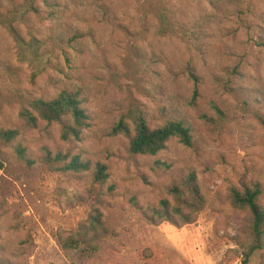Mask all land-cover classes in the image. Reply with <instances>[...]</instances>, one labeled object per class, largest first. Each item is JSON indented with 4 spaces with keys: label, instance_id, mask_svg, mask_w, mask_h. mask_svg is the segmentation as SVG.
<instances>
[{
    "label": "rangeland",
    "instance_id": "1",
    "mask_svg": "<svg viewBox=\"0 0 264 264\" xmlns=\"http://www.w3.org/2000/svg\"><path fill=\"white\" fill-rule=\"evenodd\" d=\"M55 1L57 18L18 23L48 53L40 72L0 26V133L17 131L0 138V264H241L250 218L229 204L232 188L258 183L264 208V0ZM62 90L88 114L78 138L20 115ZM134 109L151 127L184 121L191 144L132 154L118 125L132 131ZM73 157L89 168H64ZM190 174L206 201L194 222L149 223L142 213ZM93 216L99 249H63L58 235ZM248 264H264V249Z\"/></svg>",
    "mask_w": 264,
    "mask_h": 264
},
{
    "label": "trees",
    "instance_id": "2",
    "mask_svg": "<svg viewBox=\"0 0 264 264\" xmlns=\"http://www.w3.org/2000/svg\"><path fill=\"white\" fill-rule=\"evenodd\" d=\"M40 4L49 9H42ZM57 4L55 0H21V2L7 0L6 3L0 0V26L16 41L18 60L31 63L37 72L48 66L50 62L48 53L42 50V42L37 37L30 36L28 41L24 40L18 23L27 21L31 15L55 19L57 18L58 9L55 7ZM189 76L195 82L199 79L192 70L189 71ZM81 103L76 93L62 90L52 99H31L28 102L29 108H22L20 115L27 124L33 126L36 125L38 119L58 122L63 138L69 135L78 138L80 127L89 118ZM128 117L133 130L130 131L129 125L124 120L119 122L118 130L129 137V151L132 154L155 155L164 149L166 143L173 137H177L184 145L191 144L189 127L182 120H166L158 127H151L140 111L131 110ZM16 134L15 130H6L0 133V138L11 141ZM52 163L54 164L55 161ZM64 168L72 171L86 170L89 168V163L73 157ZM95 168L96 179L102 181L105 178L104 165L97 163ZM167 193L171 196L170 200L164 198L157 206L142 213L149 223L153 225L163 222L190 224L206 206V201L200 193L193 174L187 175L179 184L168 186ZM259 194L258 183L247 185L243 189L232 188L230 192L229 204L234 208L245 210L250 218L248 227L236 239V245L240 249L241 264H248L254 251L264 249V208L258 202ZM98 225L99 218L90 217L72 234L58 235V242L65 250L82 246L83 252L90 255L99 249L100 235H88V230L97 229Z\"/></svg>",
    "mask_w": 264,
    "mask_h": 264
}]
</instances>
